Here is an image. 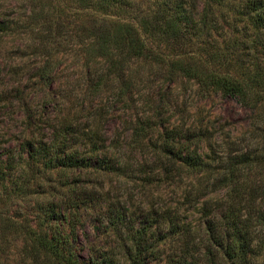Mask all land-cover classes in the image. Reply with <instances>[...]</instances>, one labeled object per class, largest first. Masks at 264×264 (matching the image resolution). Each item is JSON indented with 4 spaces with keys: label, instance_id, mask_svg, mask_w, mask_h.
Wrapping results in <instances>:
<instances>
[{
    "label": "trees",
    "instance_id": "obj_1",
    "mask_svg": "<svg viewBox=\"0 0 264 264\" xmlns=\"http://www.w3.org/2000/svg\"><path fill=\"white\" fill-rule=\"evenodd\" d=\"M5 5L18 6L0 8V41L24 36L28 43L18 47L39 52L40 64L17 80L9 96L18 97L15 114L29 131L18 143V159L13 148L0 153L5 158L0 242L8 236L17 240L27 264H264V0H9ZM67 33L76 44L78 106L71 90L51 87L62 60L56 39ZM34 77L44 90L38 103L25 100L19 89L21 80ZM178 79L195 85L198 98L227 97L250 110L262 128L252 122L256 143L235 144L227 135L224 140L215 122L199 117V111L176 122L171 113L160 121L155 96ZM3 92L0 88V101ZM164 97L158 96V103L168 112ZM111 103L129 110L125 145L151 153L161 174L156 180L177 185L178 178L189 177L177 192L180 201L129 210L107 201L100 182L95 188L71 178L73 171L104 175L122 167L111 153L119 143L100 126ZM80 117L88 125L80 126ZM158 170L157 175L144 171L145 183ZM53 175L59 178L55 182ZM223 190L213 208L206 206L205 196ZM87 211L96 212L94 229L106 235L104 246L80 243Z\"/></svg>",
    "mask_w": 264,
    "mask_h": 264
},
{
    "label": "rangeland",
    "instance_id": "obj_2",
    "mask_svg": "<svg viewBox=\"0 0 264 264\" xmlns=\"http://www.w3.org/2000/svg\"><path fill=\"white\" fill-rule=\"evenodd\" d=\"M8 1L0 0V8L11 9L18 6L5 5ZM199 4L198 9L201 6ZM23 37L21 40L14 37H3L0 41V88H3V93L5 94L4 100L0 101V153L4 149L13 148L16 159H18L17 155L20 151L18 143L26 136L29 130L26 131L24 128L21 114H15L18 97L13 99L9 98V96L13 94L17 80L19 78L24 79L40 64L39 52L31 53L29 50H22L23 47L21 46L18 47L17 43H20V41H27L28 43V40L23 39ZM56 42H58V45L55 52L57 57L61 56L62 60L59 65L55 66V68L58 67V72L56 73L58 79L55 80L51 87L55 92L58 89H63V91L71 90L73 105L78 106L80 102L79 95H75V92L80 87V84L77 81V60L73 58L76 51L74 38L71 37V33H67L62 39L57 38ZM25 67L30 70L27 68L26 71ZM20 84L21 96L25 100L38 103L39 99H42L44 90L43 92L40 90V83L37 78L21 80ZM158 93L155 96V99H157L154 104L159 106V110L162 109L160 121H164V118L171 113L173 115L171 121L176 122L178 119L187 118L190 112L199 111V117L215 122L218 134L224 140L227 135L235 144L250 146L254 145L256 138L259 137L257 133L261 127H259L258 123H255V120L252 121L253 113L231 98L218 95H213L209 98H198L195 85L183 79H178L176 82L171 83L168 88H163ZM162 93L165 96L162 99L166 98L169 101L168 112L164 111L162 102L158 103V96H161ZM108 107L107 113L102 117L100 126L103 125L105 135L109 140H116L119 143L118 147L111 148V153L115 158L118 157V161L122 162V167L116 172L104 175H95L96 173L86 175L84 172L73 171L71 178L78 177L80 185H87L88 187L93 185L95 188H98V183L100 182L107 201L114 202L124 208L128 206L129 210L136 209V211H140L138 208L150 206L151 209H155L160 205L180 201L177 192L189 183V177L184 175L182 178H178L177 185L169 183L174 181H168L165 178L163 179L164 181L156 180L161 177V174L155 164L151 162L152 160L154 161L151 153L142 152L137 147L131 148L125 145L129 141V130L124 131L125 123L123 120L125 119L124 113L129 110H123L120 103H111ZM48 111H51V109H48ZM252 122L254 126H258V129L253 128ZM88 123L84 117H80V126L88 125ZM35 128L33 129L34 134L36 133ZM46 129L44 128L41 131L46 132ZM236 137L240 139L238 140ZM4 159V155H1L0 167L4 165ZM156 170L159 171L158 176H154L153 180L145 183L146 173L144 171H148L149 175H157L155 174ZM249 176H252L251 172ZM58 179L57 175L52 176V181L55 182ZM221 196H224V190L217 193H209L203 201L206 202V206L213 208L215 206L214 200H218ZM141 209L144 210L143 208ZM84 214V230L79 232L80 243L86 248L90 245L94 247L104 246L107 240L106 235L100 230L94 229V225H96L94 219L97 217L96 212L87 211ZM193 219H195L194 223L197 224L198 213L196 210L193 212ZM0 245L5 248V253L0 255V264H27V260L23 259L19 252V242L14 240L12 236H8L5 241H1ZM148 264H154V262H149ZM159 264H162V262Z\"/></svg>",
    "mask_w": 264,
    "mask_h": 264
}]
</instances>
